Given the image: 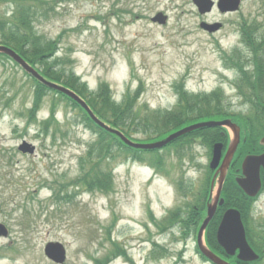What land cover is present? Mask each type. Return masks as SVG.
Instances as JSON below:
<instances>
[{"label":"rangeland","instance_id":"1","mask_svg":"<svg viewBox=\"0 0 264 264\" xmlns=\"http://www.w3.org/2000/svg\"><path fill=\"white\" fill-rule=\"evenodd\" d=\"M48 1L56 7V15L47 9L48 16L38 21L37 30L48 42L61 38L62 51L57 57L69 59L64 64L67 74H71L72 66L87 91L98 90L100 83L106 81L116 102L120 103L128 92L127 96L136 100L135 109L147 104L155 110L176 102L174 86L181 80L187 90L208 94L225 83V111H242L241 114L248 111L230 87L234 74L227 71L221 52L235 43V36H229L228 27L214 36L202 32L192 0ZM260 4L261 0H247L244 12L249 19L256 18L254 14ZM5 7L3 3L0 12ZM159 11L169 14L166 25L151 21ZM35 90L34 82L20 66L11 60H0V202L5 205L4 214L13 231L10 238H0V253L5 255L0 258V264H57L45 255L44 248L49 241L65 244L68 259L64 264H93L91 259L107 255L111 248L106 238L110 227L112 238L128 245L132 253L138 254L146 246L143 253L147 254L150 249L157 250L153 241L163 243L164 248H159L161 252L167 251L163 261L152 264H171L178 260L182 261L180 264H204L193 251L194 240L179 242L182 235L171 234V225L163 224L164 219L150 218L162 224L159 230L151 226L153 229L149 232L134 226L127 218L141 221V216L147 220L150 216L142 201L151 199L156 204L159 195L164 202H174L176 182L173 180L179 184L184 182L194 202L208 196L213 175L209 169L211 148L195 142L179 151H169V148L161 151L169 174L122 157L115 163V193L108 197L102 193H84L73 202L57 203L52 200L55 192L43 185L63 175L76 178L78 157L88 150L95 136L83 124H76L75 118L81 121L77 113L51 92H45L40 110L34 112L36 119L29 121L27 115L34 110ZM54 98L57 122L53 131L45 135L40 129L51 114ZM57 126L60 128L56 129ZM162 131H165L164 124L157 130L132 131L129 135L135 140H150ZM22 140L36 144V153L21 154L18 147ZM110 164L103 165L105 171ZM14 194L17 196L12 199ZM257 201L252 210L256 220L253 223L264 229V194ZM154 208L158 215L164 213L160 211L161 204ZM117 216L123 218L118 227ZM32 221L37 226L34 231ZM118 229L122 230L120 234ZM146 239L150 242H144ZM183 245L190 249L181 251ZM12 255L16 256L13 261Z\"/></svg>","mask_w":264,"mask_h":264},{"label":"trees","instance_id":"2","mask_svg":"<svg viewBox=\"0 0 264 264\" xmlns=\"http://www.w3.org/2000/svg\"><path fill=\"white\" fill-rule=\"evenodd\" d=\"M3 3L9 4L12 8V14L7 15L6 12H0V39L1 43L7 44L20 52L30 63L38 66L41 72L51 80L61 82L68 87L76 90L81 96L88 100L90 106L96 114L105 122L121 129L126 135L131 136L132 131L148 132L157 130L162 124L165 131L160 132L159 137L167 135L186 124L205 116H213L225 114L224 96L220 91L210 95H189L186 91H180V98L177 105L172 110L149 109L148 105H139L135 109L136 100H132L130 95L125 94L121 103L113 100L110 86L102 83L97 91H87L85 85L81 83L79 76H76L74 69L70 66L71 74H67L64 64L69 59L57 57L58 51L61 49V38L56 41H49L45 35H40L37 30V23L41 18H47V9L55 12V7L50 6L51 2L46 0H0V7ZM251 38V37H250ZM8 60L6 56H0V60ZM34 82L35 105L34 110L29 112L30 120H33L35 111L38 110L43 103L45 92H51L49 88L39 83L36 79L31 78ZM244 85H240L238 93L243 103L248 107V111L237 116L239 123L242 125L247 142H257L259 136L264 131V67L257 66L255 75L252 73L245 74ZM67 102L68 106L80 109L81 117L86 127L91 129L98 139L89 147L87 157L82 158L80 164L82 169L92 164L90 171L84 177L87 185L92 188L98 185L100 188H107L110 185L109 174L103 173L101 164L112 156L114 146H117L122 153L131 154L137 159H146L145 151L131 149L125 146L120 139L105 129L97 125L71 98L60 95L58 98ZM56 98L52 102L51 113L54 116L56 110ZM135 110V111H134ZM35 112V113H34ZM154 114V115H153ZM229 115V114H227ZM139 120V123H136ZM47 129L52 125V120L45 122ZM169 128V129H167ZM218 129L198 130L192 134L183 136L178 143L174 144V149L179 151L185 146L180 143L187 140L192 141L195 134L205 137L209 144L219 137L216 132ZM156 139V138H155ZM153 140V139H151ZM247 145V144H246ZM246 147V146H245ZM160 152L156 151L152 154L151 165L162 169L164 162ZM93 154V156H91Z\"/></svg>","mask_w":264,"mask_h":264},{"label":"water","instance_id":"3","mask_svg":"<svg viewBox=\"0 0 264 264\" xmlns=\"http://www.w3.org/2000/svg\"><path fill=\"white\" fill-rule=\"evenodd\" d=\"M200 2L201 4L206 7L209 4V0H196V2ZM206 5V6H205ZM153 20L159 21L161 23H164L166 21V16H163L162 13L157 15ZM0 53H5L12 58H14L19 64L30 74H32L34 77H36L41 82L45 83L49 87L56 89L60 92H63L70 97H72L74 100H76L78 103H80L83 107H85L93 117V119L102 127H105L106 130L110 132H114L121 136V138L127 143V145L142 148V149H154L159 148L164 145H166L168 142L172 141L173 139L187 133L188 131L198 129L199 127L205 126V125H228L231 127V130H233V138L231 139V144L229 147V151L224 159L223 165L221 167V170H226V168L230 164V160H232V157L234 155L235 150L237 149V146L240 142V127L236 125L235 123H232L231 120L221 121V122H207V123H199L195 124L189 127H186L174 134H171L168 138H166L163 141L150 143V144H142V143H135L128 139L126 135L122 134L120 131L113 129L112 127L108 126L106 123L102 122L100 119H98L96 116H94V113L90 110V108L87 106L86 102L74 91L71 89L59 85L57 83L48 81L42 75L35 70L34 67L30 66L20 55H18L13 49L5 46L0 45ZM222 145L218 144L215 147V154L212 162V167L216 168L221 160L222 151L221 150ZM23 151H29L33 152L34 146H32L28 142H24L23 146L20 147ZM264 165V155L255 156V155H249L243 164L244 172L246 174V177L243 178L240 183L244 187V189L250 194V195H256L262 185L261 177H260V168ZM211 212V211H210ZM212 217L209 213L208 218L203 223V227L201 229V234L203 235V230L205 229L207 223L209 222L210 218ZM219 241L220 243L226 248V250L229 253H235L236 249H240L241 253L239 255L240 258L246 259V260H253L258 257V255L252 250V248L247 243L246 239V233L244 226L241 221L240 213L236 210L227 212L223 223L221 224L220 231H219ZM201 235V236H202ZM201 249L205 255H207L210 259L215 261L217 264H229L227 262H224V260L216 257L212 251H210L205 245L201 243ZM47 255L55 260L56 262H64L66 259V250L64 248V245L62 243L58 242H50L46 247Z\"/></svg>","mask_w":264,"mask_h":264},{"label":"flooded vegetation","instance_id":"4","mask_svg":"<svg viewBox=\"0 0 264 264\" xmlns=\"http://www.w3.org/2000/svg\"><path fill=\"white\" fill-rule=\"evenodd\" d=\"M215 4L214 7L212 8V11L208 14H200V18L202 21L208 22V23H220V27L216 30L217 32L219 31H223L226 27L227 31L229 30V36L234 37L237 39V35L238 38L240 39L242 46V49L239 54L241 56H243L244 54L246 55L247 52V46H245V41L243 40V37L246 34V28L248 26V18H247V14L244 12L243 13V8H244V4H246L247 0H241V6L240 9L237 11H228V12H223L221 9L218 8V0H214ZM261 9L258 10V13H262V22H260V24H264V0H261ZM211 15V16H210ZM215 15V17L213 16ZM213 18H210L212 17ZM229 17V18H226ZM231 27V29H229ZM232 34V35H230ZM237 52V51H236ZM238 199V197H237ZM5 206L3 203L0 202V222L3 223L4 225H6L9 233L11 232V228L7 223V218L8 216L5 213ZM216 251V253H218L220 256H223L221 252H219L218 250H214ZM228 261H230L233 264H237V262L234 259H229L226 258Z\"/></svg>","mask_w":264,"mask_h":264}]
</instances>
